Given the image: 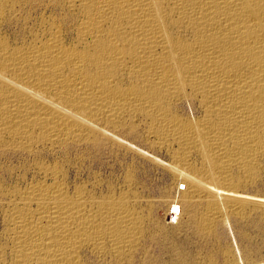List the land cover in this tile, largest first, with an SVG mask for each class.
Here are the masks:
<instances>
[{
    "label": "bare ground",
    "instance_id": "obj_1",
    "mask_svg": "<svg viewBox=\"0 0 264 264\" xmlns=\"http://www.w3.org/2000/svg\"><path fill=\"white\" fill-rule=\"evenodd\" d=\"M130 125L171 156L182 200L207 199L202 227L244 216L264 161V0H0V156L32 159L30 182L0 183V264L135 255L146 219L128 194L49 161Z\"/></svg>",
    "mask_w": 264,
    "mask_h": 264
},
{
    "label": "rangeland",
    "instance_id": "obj_2",
    "mask_svg": "<svg viewBox=\"0 0 264 264\" xmlns=\"http://www.w3.org/2000/svg\"><path fill=\"white\" fill-rule=\"evenodd\" d=\"M184 107L187 114L194 115L189 105ZM143 131L140 125L126 126L120 133H106L96 145L71 147L67 155L49 158L50 162H67L72 186L80 182L100 196L109 192L117 196L128 194L131 203L144 215V239L135 255L124 264H264V161L254 184L242 191L247 199L246 214L226 215L225 220H218L216 226L207 230L197 218L207 199L198 201L199 204L197 200L181 199L182 189L175 184L171 156L148 142ZM31 164L32 159L25 155L0 156V183L9 188L18 180L23 184L30 182ZM0 201L1 244L7 206ZM93 258L88 255L86 264H115L111 259Z\"/></svg>",
    "mask_w": 264,
    "mask_h": 264
}]
</instances>
